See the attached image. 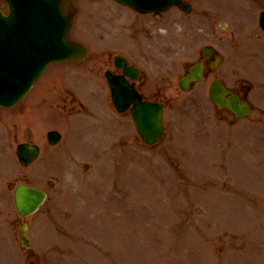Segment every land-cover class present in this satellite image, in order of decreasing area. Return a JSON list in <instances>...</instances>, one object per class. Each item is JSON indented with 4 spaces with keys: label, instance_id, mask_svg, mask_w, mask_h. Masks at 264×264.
<instances>
[{
    "label": "rangeland",
    "instance_id": "374dc122",
    "mask_svg": "<svg viewBox=\"0 0 264 264\" xmlns=\"http://www.w3.org/2000/svg\"><path fill=\"white\" fill-rule=\"evenodd\" d=\"M76 2L80 14L71 35L88 44L91 61L112 43L141 59L147 40L139 46V35L124 20L133 10L113 0ZM191 4L190 15L180 14L179 38L178 22H169L174 46L165 49L168 64L177 71L178 46L180 60L188 61L212 44L224 56L218 75L231 86L250 84L253 112L238 122L227 116L222 121L207 92L182 94L170 84L168 95L182 98L166 112L172 135L158 147L131 150L136 146L122 136L127 123L113 110L106 86L94 88L76 76L80 65L52 66L28 99L39 98L42 86L54 97L36 103L24 119L18 112H26V104L0 111V209L13 196L9 180L49 192L47 203L28 218L38 258L28 261L25 253V264H151L152 251V264H264V32L258 24L264 0ZM107 21L109 27L98 33ZM221 21L227 23L224 30ZM54 75L63 81L51 84ZM63 82L75 86L90 110L61 115L67 112L57 109L54 91ZM52 129L65 134L58 150L46 141ZM22 140L42 148L28 168L16 156ZM6 250L19 255L0 215V264H17Z\"/></svg>",
    "mask_w": 264,
    "mask_h": 264
},
{
    "label": "water",
    "instance_id": "95a60500",
    "mask_svg": "<svg viewBox=\"0 0 264 264\" xmlns=\"http://www.w3.org/2000/svg\"><path fill=\"white\" fill-rule=\"evenodd\" d=\"M10 15L5 17L0 11V106L11 107L26 94L34 80L50 62L78 61L85 50L69 39V28L75 13L71 0H6ZM140 8L142 2L148 8H159L166 0H119ZM156 1L157 4H152ZM160 4V5H158ZM147 8V9H148ZM264 28V13L261 15ZM199 73V71H198ZM191 80V79H190ZM190 80L180 82L188 88ZM113 99L120 108L125 91L110 79ZM229 95V97H227ZM211 99L218 107H227L236 117L247 116L250 105L241 102L237 94L227 90L221 83H214ZM122 108H120V111ZM145 114L136 113V119L145 120L139 127L147 133V142H154L163 132L160 107H152ZM61 136L49 133V140L55 144ZM38 148L23 144L19 146V158L24 165L32 162ZM45 193L36 188L19 185L15 201L19 213L28 216L43 203ZM26 236V231L24 232ZM23 244L27 246L26 241Z\"/></svg>",
    "mask_w": 264,
    "mask_h": 264
},
{
    "label": "flooded vegetation",
    "instance_id": "af4514ba",
    "mask_svg": "<svg viewBox=\"0 0 264 264\" xmlns=\"http://www.w3.org/2000/svg\"><path fill=\"white\" fill-rule=\"evenodd\" d=\"M213 58H214V55L211 56L209 59H205V58L203 59L206 63L207 74H209L211 72H212V74L214 73V70H211V66L214 62ZM199 59H201V58H199ZM106 62H107V64H105V66L106 67L110 66V62H112L111 58L109 57L105 61V63ZM116 73H120V71H116ZM149 79H150V77L145 76L144 74L139 76V78L136 81V87L144 95V99L165 103L166 101H164L163 97L161 96V89L160 88L155 89L153 94H147L146 93V91L150 90L149 88H150V85L152 84L151 80H149Z\"/></svg>",
    "mask_w": 264,
    "mask_h": 264
}]
</instances>
